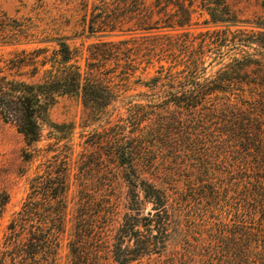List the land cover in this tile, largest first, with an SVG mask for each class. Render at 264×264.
<instances>
[{"label":"trees","instance_id":"obj_1","mask_svg":"<svg viewBox=\"0 0 264 264\" xmlns=\"http://www.w3.org/2000/svg\"><path fill=\"white\" fill-rule=\"evenodd\" d=\"M207 10L212 24L230 27L238 21L219 3ZM245 22L252 24L249 40L229 42L254 44L257 54L241 50L213 76H204L202 56L195 53L184 69L166 72L167 82L153 84L149 101H156L127 116L132 135H123L126 125L118 123L110 142L133 189L132 207L114 236L99 242L90 216L80 214L71 242L73 264H110L103 252L116 264L153 255V264H264V16ZM227 33L224 28L210 35L211 43L221 39L207 50L212 61L222 57ZM56 44L53 56L39 64L50 66L36 82L0 75V119L23 135L26 161L39 155L41 124L58 95L80 93L90 107L106 106L114 96L97 70L66 66L71 50L65 41ZM9 63L15 72L26 65L24 59ZM29 184L8 224L0 264H59L70 190L66 156L47 160ZM7 202L0 189V215ZM146 203L152 207L144 213Z\"/></svg>","mask_w":264,"mask_h":264},{"label":"rangeland","instance_id":"obj_2","mask_svg":"<svg viewBox=\"0 0 264 264\" xmlns=\"http://www.w3.org/2000/svg\"><path fill=\"white\" fill-rule=\"evenodd\" d=\"M215 2L226 6L235 16L238 20L235 25L210 23L207 6ZM262 2L0 0V75L36 82L50 66L39 64L53 56L58 48L56 40H62L71 50L66 66L73 64L81 72L97 70L108 82L103 84L111 86L114 94L112 101L103 107L84 104L77 92L58 95L41 124V137L35 144L39 155L31 161L23 156L26 147L23 135L14 124L0 119V189L8 194L0 215V250L8 224L29 192L31 178L56 154L66 156L70 182L58 263L73 264L71 242L82 213L90 216L91 234L98 238L97 242L104 241L106 234L108 238L114 236L124 214L130 213L133 191L125 181L123 167L118 164L110 142L118 133V123L126 125L123 135H132L135 127L126 122L127 116L137 107L156 101H149L152 90H156L153 84L159 87L164 83L168 70L175 73L184 69L195 53L202 56L204 76H213L230 62V57H240L241 50L257 54L251 49L256 45L249 47L240 41L249 40L247 34L252 24L245 21L264 16ZM180 22H184L182 27L178 26ZM224 28L228 33L227 42L220 49L222 57L212 61L214 54L207 50L216 49L221 39L218 37V41L211 43L210 35L218 31L221 34ZM233 37L241 39L230 43ZM104 44L113 48L106 50ZM13 59H24L26 65L18 72L9 70V61ZM34 66H39V70L33 75ZM88 201L91 204L86 209ZM151 207L150 203L144 204V213ZM100 245L103 249L104 244ZM109 256L102 253L106 261L116 264ZM156 259L155 255L143 257L135 264H153Z\"/></svg>","mask_w":264,"mask_h":264}]
</instances>
